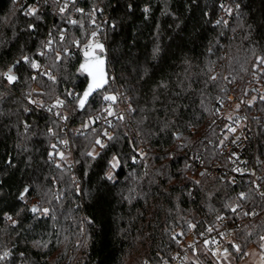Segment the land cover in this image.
I'll use <instances>...</instances> for the list:
<instances>
[{
  "label": "trees",
  "instance_id": "16d2710c",
  "mask_svg": "<svg viewBox=\"0 0 264 264\" xmlns=\"http://www.w3.org/2000/svg\"><path fill=\"white\" fill-rule=\"evenodd\" d=\"M91 37L107 82L80 111ZM263 78L264 0H0V264H164L177 249L217 264L198 239L219 216L234 224L221 250L258 245ZM118 90L130 121L103 145L74 135ZM56 97L59 119L45 106Z\"/></svg>",
  "mask_w": 264,
  "mask_h": 264
},
{
  "label": "built area",
  "instance_id": "2783aa9c",
  "mask_svg": "<svg viewBox=\"0 0 264 264\" xmlns=\"http://www.w3.org/2000/svg\"><path fill=\"white\" fill-rule=\"evenodd\" d=\"M92 22L95 23V18H92ZM35 74L46 75V72L42 71L40 67H37ZM110 97H113L114 99H104V104L101 111L93 119H91L89 123H86L82 126L70 128L74 135H84L88 133L95 137L96 140H99L100 145H103L111 136L112 129L116 121H124L127 123L130 121L131 106L125 93L122 90H118L117 93L111 95ZM228 98L231 99V95L227 96V99ZM60 102L61 101L59 100H55L53 101V103L47 105V109L55 118L57 116H60L61 113H63V115L67 113V110H61ZM220 107L225 108L226 102H220ZM233 127L234 123L230 124L228 129H231ZM62 128L68 129L65 123H63ZM61 143L65 145L66 137L62 139ZM242 144L243 140L241 139L236 143L228 146L225 150L224 157L229 162V168L231 169L234 168V163L232 162L233 158L237 154V151ZM195 160L196 163L194 164V168L203 170L204 166L201 164L198 155H196ZM250 178L256 189L260 193L264 194V171L262 173L254 171L250 175ZM215 224L216 225L214 228L208 229L203 232L201 237L198 239V243L200 244V246L204 251L208 253L213 252L216 247H221L222 244L230 237V234L234 227V224L228 222L224 216L217 217ZM193 248L194 244H190L186 247L187 250H191ZM186 259L187 256L185 251L183 249H177L170 254L169 258L164 262V264H181L186 261Z\"/></svg>",
  "mask_w": 264,
  "mask_h": 264
},
{
  "label": "rangeland",
  "instance_id": "374dc122",
  "mask_svg": "<svg viewBox=\"0 0 264 264\" xmlns=\"http://www.w3.org/2000/svg\"><path fill=\"white\" fill-rule=\"evenodd\" d=\"M95 43H98V39L95 38V37H93V38L91 37L88 40V42L85 43V45L83 47L87 48V50H88ZM100 61L103 62V58L102 57L99 58V59H94V60L88 61V62H83L84 69H87L86 70L87 72L92 71L94 73L97 72L98 69L99 70H102L103 77H104V62L101 64ZM39 67H40V69H42V71H45L46 72V76H49V77L52 76V73H51V71L49 69L44 68L43 66H39ZM35 75H39V74H35ZM262 81H264V79ZM257 83L259 84L260 82H257ZM255 84H256V82L250 83V86L255 85ZM257 88H258V91H259L258 95L260 97H263L262 93H264L263 92L264 91V86L259 85V86H257ZM114 94H111V95H114ZM111 95H106V96L107 97H110ZM55 100L61 101L60 102L61 103V110H63L64 109V107H63V100L60 97L53 98L51 101H48L45 104V106L46 105H49L50 103H53V101H55ZM229 100L230 99L229 98L227 99V97H226V101H229ZM251 100H253V97H250L248 99L249 102ZM226 101H224V102H226ZM228 103L226 102V105ZM221 110L223 111V108ZM232 113H233V111L231 110V115H236V114H234V113L232 114ZM57 115H58V111H57ZM231 117L232 116H230L229 121L227 122V129H228V127H229L230 124H233L234 123V127L231 128V129L229 128L228 131L229 132H235L237 130V125L240 124L239 123V119L236 118V117L235 118H231ZM56 118L58 119L59 116H57ZM235 124H237V125H235ZM96 151L97 150H96L95 147L91 148V152L92 153H94ZM186 241H187V245L193 244V239L191 237L190 238H186ZM212 258L217 262V264H264V234L262 235V238L260 239V242H259L258 245H255V244L249 245L245 249V252L239 258H236V255H235V253L233 251H225V252H222V250H221L220 247H216L213 250V252H212ZM187 261L195 262L196 260H194L190 256H187V260L184 261L181 264H187Z\"/></svg>",
  "mask_w": 264,
  "mask_h": 264
},
{
  "label": "water",
  "instance_id": "95a60500",
  "mask_svg": "<svg viewBox=\"0 0 264 264\" xmlns=\"http://www.w3.org/2000/svg\"><path fill=\"white\" fill-rule=\"evenodd\" d=\"M98 50H103V45H102L101 43H96V44H94L91 48H89L86 52H84V53L82 54V59H83V61H84V62H88V61H91V60H94V59H99V58H101V56H100L99 54H97V51H98ZM86 53H87V55H86ZM102 58H103V57H102ZM103 62H104V77H103V80H104L103 86H104V85L106 84V82H107V75H106V72H105V60H104V58H103ZM82 65H83V63H82ZM82 65L80 66V69H81V70H82V71L88 76V83H87V85H86V87H85V89H84V91H83V93H82L80 99L83 97L85 91H87L88 86H89L90 83H92V79H93V78L88 74L89 72H87L85 69H82ZM103 86L100 87V88H96V89H95V90H94V91L88 96V98H87L85 104L87 103V101H88V99L90 98V96H91L95 91H97V90L103 88ZM80 99L78 100L77 106H78V109L81 111V110L83 109V107L85 106V104H84V106L81 108V107H80V104H79ZM25 192H26V189H24V190L20 193L19 197H22V196L25 194ZM235 248H236V247H235ZM225 251H227V250H226V249H223V250H222V252H225Z\"/></svg>",
  "mask_w": 264,
  "mask_h": 264
},
{
  "label": "snow or ice",
  "instance_id": "6c2138e0",
  "mask_svg": "<svg viewBox=\"0 0 264 264\" xmlns=\"http://www.w3.org/2000/svg\"><path fill=\"white\" fill-rule=\"evenodd\" d=\"M86 55H87V53H86ZM100 63L102 64L103 62L102 61H100ZM33 67H37V65H35V64H33ZM82 69H84V66L82 65ZM85 70H87V69H85ZM90 76H92V83H90L89 84V86H88V89H87V91H85V93H84V95H83V97L80 99V101H79V104H80V107L82 108L83 106H84V104H85V102H86V100H87V98H88V96L96 89V88H100V87H102L103 86V83H104V80H103V72H102V70H97V72H92V71H89V73H88ZM7 79L9 80V82H12L14 79H15V77H13L12 75H8L7 76ZM105 99H114L113 97H105ZM97 143L99 144L100 143V141L99 140H97ZM91 155V154H90ZM114 167H115V165H113ZM45 211H47V210H45ZM5 255H7V254H5ZM0 259H2V257H0Z\"/></svg>",
  "mask_w": 264,
  "mask_h": 264
}]
</instances>
